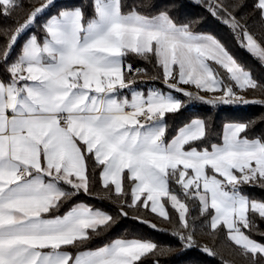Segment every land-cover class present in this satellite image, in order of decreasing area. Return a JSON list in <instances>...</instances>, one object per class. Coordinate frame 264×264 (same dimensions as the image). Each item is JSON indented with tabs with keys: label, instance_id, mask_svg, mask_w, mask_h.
I'll list each match as a JSON object with an SVG mask.
<instances>
[{
	"label": "snow or ice",
	"instance_id": "1",
	"mask_svg": "<svg viewBox=\"0 0 264 264\" xmlns=\"http://www.w3.org/2000/svg\"><path fill=\"white\" fill-rule=\"evenodd\" d=\"M52 4L0 0V16L12 19L25 12L23 22L16 19L0 28V59L8 77L0 79V264H142L149 254H164L155 242L137 239L69 250L80 249L113 220L83 203L57 214L73 196L89 193V158L101 168L102 187L115 196L128 195L125 177L133 183L128 207L170 220V205L179 221L173 234L186 247L195 246L198 217L188 204L193 201L200 217H210L203 225L209 234L224 229L245 264H264V244L248 234L257 227L254 215L264 219V202L239 187H264V138L247 137L251 122L230 123L221 143L199 148L196 142L207 138L208 129L205 120L196 118L169 141L167 115L178 113L182 101L171 91L133 89L134 76L143 70L133 69L125 58L154 57L167 88L189 99L203 98L180 85L222 91L219 101L225 104L249 103L210 62L226 70L242 91L264 85L215 38L177 25L167 12L149 16L133 7L125 13L122 0H94L87 21L80 7L59 11L42 24L43 36L28 35L9 61ZM241 7L242 0L227 6L209 3L211 14H223L242 46L264 63V42L234 15ZM254 7L264 22V0H256ZM126 89L130 96L123 93ZM121 214L127 216L123 207ZM203 251L216 255L207 245Z\"/></svg>",
	"mask_w": 264,
	"mask_h": 264
},
{
	"label": "trees",
	"instance_id": "2",
	"mask_svg": "<svg viewBox=\"0 0 264 264\" xmlns=\"http://www.w3.org/2000/svg\"><path fill=\"white\" fill-rule=\"evenodd\" d=\"M47 0H24L25 5L39 7ZM210 2H220L226 6L233 0H122L123 11L127 13L133 7L138 8L142 14L156 15L160 12H167L170 18L177 24L190 25L193 33L208 35L215 38L234 58V60L249 72L251 76L260 84L264 85V63L250 53L246 47L242 46L237 34L227 24L223 22L224 16L221 14L217 18L209 11ZM243 7L237 9L234 15L242 25H246L247 30L258 40L264 42V22L260 20V14L255 9L256 0H242ZM94 0H55L36 23L29 29L28 33L22 37L16 48L13 50L9 61L14 60L20 51V47L28 35L35 34L43 36L42 24L52 15L58 14L61 10L74 9L80 7L84 14L85 21L93 17ZM30 10V9H26ZM23 22L25 12H18L12 19L0 16V28L12 25L14 20ZM2 43V41H0ZM126 64H131L133 69H141V74L135 75V83L132 85L147 92L149 89H158L163 92L171 91L167 88L163 79V70L157 65L154 57L145 60L134 54L125 58ZM212 66L216 69L225 84L233 86V90L238 97H242L249 103H222L219 98L223 96L222 91L205 92L198 90L194 85H180L188 92L197 94L203 99H189V97L177 92L176 96L182 101V108L176 114L167 115V139L170 141L176 134L178 128L187 124L192 119H203L206 121L208 135L201 142H196L199 148H209L213 143L222 142V134L225 125L230 123H249L251 126L247 130V137L264 138V103L254 101H264V88L240 90L235 83L228 79L226 70L219 65ZM6 65L0 59V79L7 80L5 72ZM133 78L132 76L129 77ZM213 100L215 103H208ZM101 168L96 166L92 158L88 159L89 193L80 192L66 202L57 214H63L76 204H87L94 209H100L113 217L110 225L103 228L99 235H94L80 249H69L76 252L78 250H91L111 242L115 238H137L155 242L159 249L164 250L163 255L149 254L142 260V264H245L240 256L239 249L227 238L224 229L218 234H209L204 228V223L210 217L199 216V205L196 202L188 201L192 216L198 217L196 221L195 246L189 248L185 243L173 233L179 225L178 213L167 206L170 213V220H164L149 209L143 207H128L131 204V189L133 183L125 177L124 190L128 194L125 197H117L109 190L102 187ZM66 188L68 186H65ZM173 190L179 192V188L173 185ZM241 192L251 199L264 202V187L256 184L241 185ZM121 207L127 216L121 214ZM257 225L248 234L252 239L264 244V219L258 215L253 216ZM155 224L153 229L150 225ZM207 245L216 255L207 254L203 247Z\"/></svg>",
	"mask_w": 264,
	"mask_h": 264
},
{
	"label": "crops",
	"instance_id": "3",
	"mask_svg": "<svg viewBox=\"0 0 264 264\" xmlns=\"http://www.w3.org/2000/svg\"><path fill=\"white\" fill-rule=\"evenodd\" d=\"M205 36H208V35H205ZM225 49V48H224ZM226 50V49H225ZM227 51V50H226ZM228 53V52H227ZM229 54V53H228ZM230 55V54H229ZM231 56V55H230ZM234 59V58H233ZM132 88H137V87H134V86H132ZM139 89V88H138ZM140 91H143V92H145L143 89H139ZM123 93L125 94V95H129L130 96V91L129 90H123ZM238 174V173H237ZM258 201V200H257ZM116 239H122V240H132V239H137V238H115V239H113L112 241H114V240H116ZM137 240H141V239H137ZM111 241V242H112ZM111 242H109V243H107V244H110ZM104 245H106V244H104ZM104 245H102V246H104ZM102 246H99V247H102ZM99 247H97V248H99ZM97 248H94V249H91V250H95V249H97Z\"/></svg>",
	"mask_w": 264,
	"mask_h": 264
},
{
	"label": "rangeland",
	"instance_id": "4",
	"mask_svg": "<svg viewBox=\"0 0 264 264\" xmlns=\"http://www.w3.org/2000/svg\"><path fill=\"white\" fill-rule=\"evenodd\" d=\"M53 1H55V0H53ZM133 89L140 91L138 88H133ZM167 92H169V91H167ZM167 92H166V93H167ZM171 92H172V94H173L175 97H177V96H176V93H177V92H175V90H171Z\"/></svg>",
	"mask_w": 264,
	"mask_h": 264
},
{
	"label": "built area",
	"instance_id": "5",
	"mask_svg": "<svg viewBox=\"0 0 264 264\" xmlns=\"http://www.w3.org/2000/svg\"><path fill=\"white\" fill-rule=\"evenodd\" d=\"M239 187H240V190H241V185Z\"/></svg>",
	"mask_w": 264,
	"mask_h": 264
}]
</instances>
